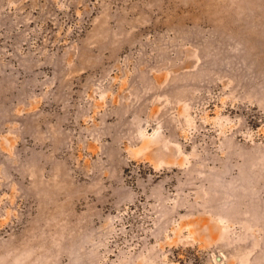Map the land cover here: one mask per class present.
<instances>
[{
  "label": "rangeland",
  "instance_id": "rangeland-1",
  "mask_svg": "<svg viewBox=\"0 0 264 264\" xmlns=\"http://www.w3.org/2000/svg\"><path fill=\"white\" fill-rule=\"evenodd\" d=\"M0 264H264V0H0Z\"/></svg>",
  "mask_w": 264,
  "mask_h": 264
},
{
  "label": "bare ground",
  "instance_id": "bare-ground-1",
  "mask_svg": "<svg viewBox=\"0 0 264 264\" xmlns=\"http://www.w3.org/2000/svg\"><path fill=\"white\" fill-rule=\"evenodd\" d=\"M154 131V130H153ZM152 132V131H151ZM221 257H222V255H221ZM220 262V261H219Z\"/></svg>",
  "mask_w": 264,
  "mask_h": 264
}]
</instances>
